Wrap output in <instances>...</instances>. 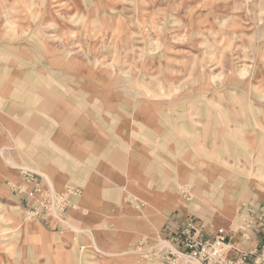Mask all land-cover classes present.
Masks as SVG:
<instances>
[{
	"label": "rangeland",
	"instance_id": "rangeland-1",
	"mask_svg": "<svg viewBox=\"0 0 264 264\" xmlns=\"http://www.w3.org/2000/svg\"><path fill=\"white\" fill-rule=\"evenodd\" d=\"M107 83L153 148L183 149L169 178L190 212L209 225L264 207V0H0V98L38 99L48 122ZM1 134L0 264H163L149 246L179 212L133 246L69 242L68 214L47 224L12 191L20 168L42 172Z\"/></svg>",
	"mask_w": 264,
	"mask_h": 264
},
{
	"label": "crops",
	"instance_id": "crops-1",
	"mask_svg": "<svg viewBox=\"0 0 264 264\" xmlns=\"http://www.w3.org/2000/svg\"><path fill=\"white\" fill-rule=\"evenodd\" d=\"M105 89L112 90L104 92L100 102L68 106L59 119L53 106L51 122L41 118L38 99H24L23 105L16 106L0 98V109L10 118L0 120V137L1 130L8 133L2 143L13 140L11 147L26 154L27 164L48 177L40 173L46 187L58 191L67 186L80 188V194L72 198L74 208L67 211L68 241L73 242L76 235L88 240L84 235L92 232L96 242L133 246L154 230L161 231L169 216L179 212L181 217L195 216L206 230L225 228L241 250L255 246L261 235L245 240L233 230L243 217L240 209L232 210L227 220L208 225L205 217L188 210L180 195L174 196L170 170L184 161L183 149L153 148V135L139 123H126L128 112L110 97L116 93L114 83H107ZM81 93L83 97L89 94ZM56 121L61 128L56 127ZM261 199L258 207L264 195Z\"/></svg>",
	"mask_w": 264,
	"mask_h": 264
},
{
	"label": "built area",
	"instance_id": "built-area-1",
	"mask_svg": "<svg viewBox=\"0 0 264 264\" xmlns=\"http://www.w3.org/2000/svg\"><path fill=\"white\" fill-rule=\"evenodd\" d=\"M19 175L20 181L11 189L31 216L45 218L48 224L64 220L67 211L74 208L72 198L80 194V189L67 186L58 191L46 187L43 175L27 168H20ZM240 215L243 217L237 230L243 239L261 235L249 250L234 246L225 228L206 230L198 218L187 215L171 228L173 235L168 233L164 240L150 245L149 251L163 264H264V207L255 211L244 205Z\"/></svg>",
	"mask_w": 264,
	"mask_h": 264
}]
</instances>
